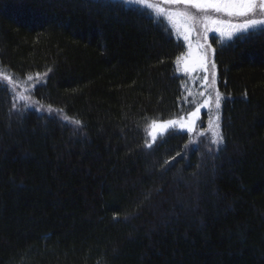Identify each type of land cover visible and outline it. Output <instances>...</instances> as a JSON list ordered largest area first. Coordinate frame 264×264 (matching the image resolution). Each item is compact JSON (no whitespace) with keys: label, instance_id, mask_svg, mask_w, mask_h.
<instances>
[{"label":"trees","instance_id":"16d2710c","mask_svg":"<svg viewBox=\"0 0 264 264\" xmlns=\"http://www.w3.org/2000/svg\"><path fill=\"white\" fill-rule=\"evenodd\" d=\"M125 8L0 0V264H264V33L210 39L222 143L204 114L147 147L186 46Z\"/></svg>","mask_w":264,"mask_h":264},{"label":"snow or ice","instance_id":"6c2138e0","mask_svg":"<svg viewBox=\"0 0 264 264\" xmlns=\"http://www.w3.org/2000/svg\"><path fill=\"white\" fill-rule=\"evenodd\" d=\"M122 6H126L125 10L136 11L138 14L146 9L151 11L147 14L149 16H155L156 21L159 22L160 19L166 18L167 21L176 30L179 36H182L183 41L188 42L189 49L192 48V43L190 41V36L196 33L197 25H199L204 33L203 38L207 39V32L215 26V31L220 32L227 40H231L236 33H249L259 31L264 33V0H120ZM163 5H175L176 7H164ZM183 5L181 8L180 6ZM195 10V11H192ZM223 14L228 19H221L219 15ZM238 22L233 23V20ZM226 25V27H225ZM211 48V45L207 46ZM205 45L200 44L199 40L196 44V49L199 52L200 49H204ZM214 53L215 49H211ZM191 51L188 56H177L176 63L180 64L184 61V71L190 72L194 71L195 67L198 65L200 70H202L205 75L202 77L204 91L200 92V96L205 98L199 102H194V110H190L188 116L189 120H185L183 117L180 119H169L163 122H157L153 120L150 125V131L148 135L151 137L154 143L158 135H163L169 129H184L188 132L196 131L195 125L197 119L200 116L201 109H209L210 106L214 104L217 110L221 107L222 94L216 87L215 81V63L208 59L207 53L202 52L196 58V64L192 67L189 66L188 58L191 57ZM209 64L212 68V79H209ZM44 76L47 73L43 74ZM36 77L42 81L43 76L37 73ZM28 81H32L33 77L29 75L27 77ZM0 83L4 84L7 88L9 85L15 86V82L12 77L3 74L0 71ZM211 90V91H209ZM205 93L207 95L205 96ZM21 100L39 104V101H32L31 96H20ZM43 107L42 105L40 106ZM48 110L51 112L52 108L49 105ZM62 111V110H60ZM69 123L75 124L77 126L81 125V121L78 119H72L65 117ZM219 115L215 116V120L209 119L208 123L211 126L209 129L211 135L215 138L212 143L219 144L223 142V135L220 132ZM159 130V131H157ZM200 136H204L206 131H200L198 133ZM147 147H151V143H146Z\"/></svg>","mask_w":264,"mask_h":264},{"label":"rangeland","instance_id":"374dc122","mask_svg":"<svg viewBox=\"0 0 264 264\" xmlns=\"http://www.w3.org/2000/svg\"><path fill=\"white\" fill-rule=\"evenodd\" d=\"M163 6L166 7V8H168V7H172V8L176 7L175 5H163ZM180 7L182 8L183 5H181ZM192 11H195V10H192ZM215 15H219L220 18L224 19V20L228 19L226 16H223V14H215ZM232 22L236 23L238 21L234 19ZM225 27H226V25H225ZM175 33H176L177 38L180 39L181 41H183L182 36H179L177 34L176 30H175ZM238 34H240V33H236L234 36H236ZM203 36H204V33H203L201 27L199 25H197L196 33H194V34H192L190 36V41L192 43V48L189 49L188 42L183 41L185 46H186V53H184L183 56L187 57L188 53L190 51L192 53L191 57L188 58V63H189L190 67H192L193 65L196 64V58L202 52H206L207 56H208V59L213 61L214 53L211 51L212 47L211 48L207 47L209 45L210 39L212 37H216V38L221 39V40H226L223 36H221L220 32L215 31V26H212V28L207 32V39L206 40L203 38ZM198 40H199L200 44L205 45V48L204 49H200L199 52L196 49V44H197ZM176 68H177V72L179 73V75H181L182 78L184 79V99H183L184 102H183V105L185 106V110L186 111L183 113V115H181L180 117L175 118V119H180L181 117H183L185 120H189L190 117L188 116V113H189L190 110H194V102L195 103H199L205 98L204 96H200L199 95L200 92L204 91V87L202 86L203 85L202 77L205 75V73L202 70H200L198 65L195 67L194 71L185 72L184 71V61H181L179 65H176ZM215 71H216V69H215ZM208 76H209L210 80L213 78L212 77L211 64H209ZM215 81H216V74H215ZM10 87H13V86L10 85ZM209 91H211V90H209ZM206 95H207V93H205V96ZM222 103H223V98L221 99V106H222ZM204 114H206V117H205L206 118L205 131H206V129H208L209 136L212 137L213 139H215L211 135V131L209 130L211 128V126L209 125L208 121H209V119L215 120V116L218 114L219 117H220L219 124L221 123V107H220L219 110H217L215 108L214 104H213V105L210 106V110L202 108L200 116L197 119L196 125L199 124V122L203 118ZM151 122L147 126V134L151 130L150 129ZM175 130L178 131V130H184V129H180L179 127H177V129H175ZM157 131H159V130H157ZM168 131H173V129H169ZM167 132H165L164 134H166ZM161 136L162 135H158L157 139L159 137H161ZM147 138H148V141L150 143H152L151 137L149 135H148Z\"/></svg>","mask_w":264,"mask_h":264}]
</instances>
